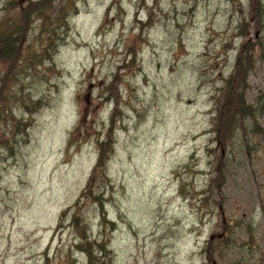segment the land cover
I'll use <instances>...</instances> for the list:
<instances>
[{"label": "rangeland", "instance_id": "rangeland-1", "mask_svg": "<svg viewBox=\"0 0 264 264\" xmlns=\"http://www.w3.org/2000/svg\"><path fill=\"white\" fill-rule=\"evenodd\" d=\"M39 1L0 0V264H264V105L217 124L264 0Z\"/></svg>", "mask_w": 264, "mask_h": 264}, {"label": "trees", "instance_id": "trees-1", "mask_svg": "<svg viewBox=\"0 0 264 264\" xmlns=\"http://www.w3.org/2000/svg\"><path fill=\"white\" fill-rule=\"evenodd\" d=\"M46 1L47 0L39 1L38 4H36V6L38 8H36L32 13H37L40 16L44 12H46L47 9L44 8V6H45L44 3ZM51 1L52 0H48L47 1L48 4H51ZM63 8L64 7L59 6V4L55 7V14L57 16H59V18L62 16L61 14H62ZM9 44L10 43L7 39L6 46H8ZM244 80H246V79H244ZM223 96H224L223 103H220V104L218 103V105H219L218 111L220 114H219V119H217V124L219 127L218 138L221 141L226 142L228 137H231L235 132H236V136H242V134L244 133L245 120L256 119V117L259 113L260 107L264 105V98L259 95L255 99V104L252 105L246 101L245 97H243L242 95H240L239 93H236V92L235 93H223ZM219 123H220V126H219ZM230 134H232V135H230ZM223 144H225V143H223ZM103 161H104V159L102 158V156H100L98 158V161L96 162V164L93 167L92 174L95 173V171L97 170L99 165L100 166L103 165ZM87 190H90L89 183L82 190L81 194L78 196L77 200L75 201V204L79 203L81 198L87 193ZM100 207L102 208V204H100ZM68 211H69V208L66 209V211H64L62 213V216L67 214ZM71 219L74 220L75 218L72 217ZM81 237H82L81 240L87 238V236H85V235H83ZM217 240L222 241V243L225 242V244L228 247H230L232 245V248H234V245H235L234 240H230L229 238H227V239L223 238V239H217ZM211 242H213V240ZM228 242H231V243L228 244ZM99 246H101V245H99ZM79 250L86 254L87 262L89 264H91L94 257H93L92 251L89 249V244L86 248H80ZM209 254H211V250H209Z\"/></svg>", "mask_w": 264, "mask_h": 264}, {"label": "water", "instance_id": "water-1", "mask_svg": "<svg viewBox=\"0 0 264 264\" xmlns=\"http://www.w3.org/2000/svg\"><path fill=\"white\" fill-rule=\"evenodd\" d=\"M18 4L21 6L26 0H17ZM222 234L217 235V238H221ZM213 239V236H211L210 240ZM215 264V262H213Z\"/></svg>", "mask_w": 264, "mask_h": 264}]
</instances>
